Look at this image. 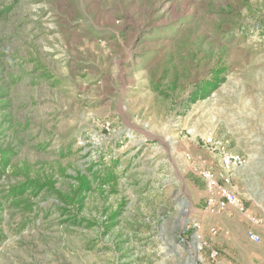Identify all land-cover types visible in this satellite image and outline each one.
I'll use <instances>...</instances> for the list:
<instances>
[{
  "label": "rangeland",
  "instance_id": "obj_1",
  "mask_svg": "<svg viewBox=\"0 0 264 264\" xmlns=\"http://www.w3.org/2000/svg\"><path fill=\"white\" fill-rule=\"evenodd\" d=\"M220 66L226 81L184 112L193 83ZM210 138L247 158L235 179L264 203V0H0V147L15 151L0 181V264H202L195 219L227 263L264 264L247 224L244 238L223 223L212 237L197 211L204 184L186 154L196 145L220 165ZM102 157L119 159L118 184L81 215L101 223L126 202L118 230L138 229L136 248L69 224L50 192L21 207L6 198L27 179L68 193Z\"/></svg>",
  "mask_w": 264,
  "mask_h": 264
},
{
  "label": "trees",
  "instance_id": "obj_2",
  "mask_svg": "<svg viewBox=\"0 0 264 264\" xmlns=\"http://www.w3.org/2000/svg\"><path fill=\"white\" fill-rule=\"evenodd\" d=\"M228 67L220 66L213 67L209 77H204L193 83V87L183 102L184 112L190 108V106L199 100H205L212 95V93L218 89L225 81L228 74ZM156 91L162 92L167 97L170 96V91L162 90L161 87L155 88ZM172 92L177 90V86H173L170 89ZM15 151L9 148L0 147V181L7 174V171L12 167L13 156ZM119 164V159L112 158L110 161H105V157H102L98 163H92L89 171L78 173L74 179V185L68 193H63L55 187L54 181H42L40 179H27L26 181L11 187L8 190L6 198L11 200V204L16 207L23 205L22 196H31L37 198L42 192H50L60 202L58 207L60 214L66 216V222L71 225H84L86 228H94L98 224L103 228L104 235H113L115 249L123 250L125 244L130 246L131 249L136 248L134 241H138V229L134 232L130 231L128 234L120 233L118 230L121 220L124 217L127 203H118L117 206L106 207L104 211V220L101 223L92 220L84 215H81V211L84 209L86 198L93 192H106L107 188L112 191L118 184V173L116 168ZM31 203H25V206H30ZM0 203V211L2 210ZM76 210L77 213H73ZM2 220L0 219V241L4 239L3 230L1 228ZM118 232V233H117ZM134 243V244H133ZM93 247L95 245H92ZM91 246V248H93ZM129 248V247H128ZM125 252V251H124ZM134 254H124V257L131 256L133 260Z\"/></svg>",
  "mask_w": 264,
  "mask_h": 264
},
{
  "label": "built area",
  "instance_id": "obj_3",
  "mask_svg": "<svg viewBox=\"0 0 264 264\" xmlns=\"http://www.w3.org/2000/svg\"><path fill=\"white\" fill-rule=\"evenodd\" d=\"M105 124L110 125L109 121ZM213 151L220 155L219 169L206 166V160L201 164L192 166V170L200 177L205 186V204L203 212L208 214L237 213L243 215L248 223L247 238L253 243H260L262 235L258 229H264V214H254L249 211L246 200L233 188L234 174L247 164V158L229 151L227 143L221 140L210 138L208 143ZM186 158L193 162V156L186 154ZM192 230L193 239L196 240L195 249L198 252L207 251L206 259L201 258L202 264H221L222 250L212 243L204 234L202 223L195 219L189 224ZM208 232L212 237L219 235L217 226H210ZM254 264V263H252Z\"/></svg>",
  "mask_w": 264,
  "mask_h": 264
},
{
  "label": "crops",
  "instance_id": "obj_4",
  "mask_svg": "<svg viewBox=\"0 0 264 264\" xmlns=\"http://www.w3.org/2000/svg\"><path fill=\"white\" fill-rule=\"evenodd\" d=\"M192 148L195 151V153L193 152V154H194V158L193 159L194 160H193V162L190 161L192 166H193V164L194 165L201 164V161L203 159H206V166L211 167V168H215V169H219L220 165H219V158L218 157H215V155H213V154L212 155L208 154L207 152H205V149L203 150L201 147H198L196 145L194 147H192ZM207 158H208V160H207ZM237 176H238V172L235 173L234 177H233V188L241 196H243V197L245 196L246 197V195L244 194V192H242L241 187L238 185V183H237V181L235 179ZM203 191L205 193L204 194L203 203L201 205L197 206V211L200 214L205 213V212H203V207H204V204H205V196H206L205 186H204V190ZM246 200H247L246 203H247V205L249 207V211L251 213L260 214V215L264 213L263 210L259 211V209L264 208V203H257V202H255V199L249 198V197H246ZM205 214L210 215V220L214 224V225H211V226H218V225H222V223H223V225H225V229H226L227 226L231 227V228H229L227 230L230 233L233 232V231H234V233H236V238H234L236 240L239 238L238 235H242V237L244 238V227L247 224V228H246V233H247L248 226H250L248 221H247V219L243 215H240V214H237V213H234V212H232V213H226L225 212V213H222V214H215V215L208 214V213H205ZM205 214H204V217L207 216ZM230 229H231V231H230ZM258 232L262 235V241L260 243H254V244L264 245V229H258ZM246 233H245V235H246ZM246 237H247V235H246ZM208 239H211V238L209 237ZM225 239L226 238L223 237V240H225ZM249 242H251V241H249ZM212 243L214 245H216L213 241H212ZM249 256H251V257L253 256V258L257 257L258 258L257 261H259V262H260L259 259H261L263 257V256H260L258 254H251ZM220 263L221 264H231V263H227V261L225 259H223L222 257L220 258Z\"/></svg>",
  "mask_w": 264,
  "mask_h": 264
}]
</instances>
